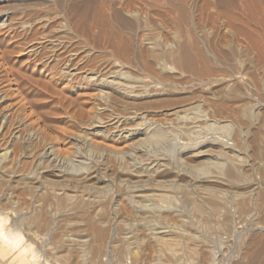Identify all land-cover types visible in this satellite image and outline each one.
<instances>
[{"label":"bare ground","instance_id":"obj_1","mask_svg":"<svg viewBox=\"0 0 264 264\" xmlns=\"http://www.w3.org/2000/svg\"><path fill=\"white\" fill-rule=\"evenodd\" d=\"M22 230L58 264H264V0H0V264Z\"/></svg>","mask_w":264,"mask_h":264},{"label":"rangeland","instance_id":"obj_2","mask_svg":"<svg viewBox=\"0 0 264 264\" xmlns=\"http://www.w3.org/2000/svg\"><path fill=\"white\" fill-rule=\"evenodd\" d=\"M5 189V191L6 192H4V194H6L7 192H8V188H4ZM8 189V190H7ZM22 195V196H21ZM24 195V196H23ZM19 196L22 198H24V201L26 200H29V198H30V196L28 197L27 196V194L25 195V193H23V192H21V193H19ZM14 215H11L10 216V219H11V221L9 220V224H11V225H15V226H17L18 225V227L20 228V224L15 220L16 219V217L14 216ZM13 217V218H12ZM13 220V221H12ZM175 221V222H174ZM172 222V223H171ZM171 222H169V223H167V224H161V225H170V227L171 226H173V225H176V223H177V220H173V221H171ZM18 223V224H17ZM26 230V229H25ZM72 230H74V228H72ZM23 231V235H24V237H25V243L23 242V244H24V246H26L27 247V251L25 252V263H23V264H58V263H56V262H54L53 260L52 261H49V262H47V259H45L44 257H46L45 255H44V253L46 254V250L45 249H48L49 248V246L48 245H50V246H53V241L50 239V236H51V238L53 237L52 236V234L51 235H48L47 237H49V239L52 241H50V240H48V242H49V244L48 245H45V243H43L42 244V242L40 241V240H37V239H31L30 237H29V235H28V230L27 231H24V230H22ZM201 232V233H200ZM200 232L198 231V233L197 234H205L207 237H208V234L205 232V231H203V230H200ZM26 235V236H25ZM28 235V236H27ZM210 237V236H209ZM53 239V238H52ZM33 240H36L35 242L33 241ZM54 240V239H53ZM32 241V242H31ZM38 241L40 242V243H38ZM31 242V243H30ZM52 243V244H51ZM43 245V246H42ZM41 255V256H40ZM13 258H15V255H13V256H8V257H6V258H2V260H3V262L4 263H6V264H18V259H13ZM50 259V258H49ZM47 262V263H46ZM112 264H114V263H112Z\"/></svg>","mask_w":264,"mask_h":264}]
</instances>
